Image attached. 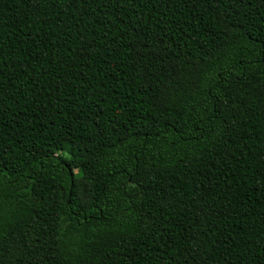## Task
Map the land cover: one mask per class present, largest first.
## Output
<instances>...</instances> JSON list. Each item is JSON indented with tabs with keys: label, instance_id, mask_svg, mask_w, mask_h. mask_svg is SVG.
Wrapping results in <instances>:
<instances>
[{
	"label": "trees",
	"instance_id": "obj_1",
	"mask_svg": "<svg viewBox=\"0 0 264 264\" xmlns=\"http://www.w3.org/2000/svg\"><path fill=\"white\" fill-rule=\"evenodd\" d=\"M0 264H264V0H0Z\"/></svg>",
	"mask_w": 264,
	"mask_h": 264
}]
</instances>
